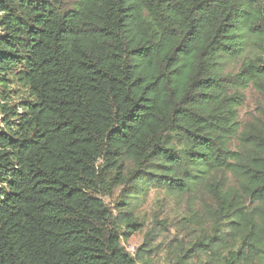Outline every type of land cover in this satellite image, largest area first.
I'll return each instance as SVG.
<instances>
[{"label":"trees","instance_id":"trees-1","mask_svg":"<svg viewBox=\"0 0 264 264\" xmlns=\"http://www.w3.org/2000/svg\"><path fill=\"white\" fill-rule=\"evenodd\" d=\"M249 87L264 0H0V264H147L123 241L151 188L193 200L176 264H264Z\"/></svg>","mask_w":264,"mask_h":264},{"label":"rangeland","instance_id":"rangeland-1","mask_svg":"<svg viewBox=\"0 0 264 264\" xmlns=\"http://www.w3.org/2000/svg\"><path fill=\"white\" fill-rule=\"evenodd\" d=\"M244 99L239 110L240 122L246 124L257 118L264 121V90L249 87L244 93ZM202 199H205L204 196ZM188 202L189 198L185 196H173L160 188L149 189L147 195L133 209V217L138 225L144 227L131 234L128 241H123L127 251L136 256L140 249L147 264H176L177 258L184 255H187V259L196 261V258H192L194 252L191 248L200 229L187 219L190 217L189 207L193 200L190 204ZM107 203L112 213L118 215L117 196L107 199ZM206 230L210 231L209 226ZM142 250L147 252L143 253Z\"/></svg>","mask_w":264,"mask_h":264}]
</instances>
